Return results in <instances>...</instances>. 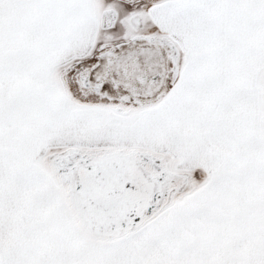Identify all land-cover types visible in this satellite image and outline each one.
<instances>
[{"label": "snow or ice", "instance_id": "6c2138e0", "mask_svg": "<svg viewBox=\"0 0 264 264\" xmlns=\"http://www.w3.org/2000/svg\"><path fill=\"white\" fill-rule=\"evenodd\" d=\"M0 264H264V0H0Z\"/></svg>", "mask_w": 264, "mask_h": 264}]
</instances>
